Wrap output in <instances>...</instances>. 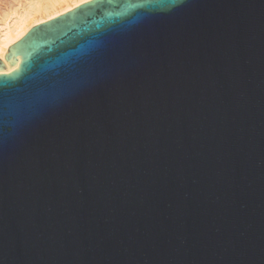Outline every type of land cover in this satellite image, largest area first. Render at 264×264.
I'll return each instance as SVG.
<instances>
[{"label":"water","instance_id":"water-1","mask_svg":"<svg viewBox=\"0 0 264 264\" xmlns=\"http://www.w3.org/2000/svg\"><path fill=\"white\" fill-rule=\"evenodd\" d=\"M0 59V264H264V0H92Z\"/></svg>","mask_w":264,"mask_h":264},{"label":"bare ground","instance_id":"bare-ground-1","mask_svg":"<svg viewBox=\"0 0 264 264\" xmlns=\"http://www.w3.org/2000/svg\"><path fill=\"white\" fill-rule=\"evenodd\" d=\"M92 0H11L0 8V59L9 47L22 39L34 26L58 17Z\"/></svg>","mask_w":264,"mask_h":264},{"label":"rangeland","instance_id":"rangeland-1","mask_svg":"<svg viewBox=\"0 0 264 264\" xmlns=\"http://www.w3.org/2000/svg\"><path fill=\"white\" fill-rule=\"evenodd\" d=\"M11 0H0V8H2L3 6H6L10 3ZM5 6V7H6Z\"/></svg>","mask_w":264,"mask_h":264}]
</instances>
